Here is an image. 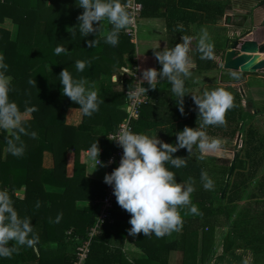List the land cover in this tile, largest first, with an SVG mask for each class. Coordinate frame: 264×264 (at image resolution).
Here are the masks:
<instances>
[{"label":"trees","instance_id":"1","mask_svg":"<svg viewBox=\"0 0 264 264\" xmlns=\"http://www.w3.org/2000/svg\"><path fill=\"white\" fill-rule=\"evenodd\" d=\"M194 0H188L189 5ZM143 15L155 16V6L150 1L144 0ZM264 2V1H263ZM124 5L125 0H121ZM225 0H205L202 11H181L168 26L169 48L177 43H182V37H192L193 27L188 24L198 15L205 26L217 25L227 13L228 7ZM230 10V8H229ZM232 10V8H231ZM83 11L75 4V0H0V53L3 62L7 64L4 73L11 81L9 99L16 103L19 112H31L33 118L22 120L24 133L12 129H0V190L7 191L20 217H28L31 220L33 230L39 237V243L35 249L22 245H15L17 251L10 257H0V264H24L37 262L38 264H74L76 250L82 241L87 238L88 229L95 223L98 206L96 201L104 194V177L96 172L93 178L87 172L91 162L84 163L83 150L86 148L78 137H84L80 128L66 123L67 111L72 107H79L62 94L59 83V73L63 68L70 71L74 78L84 79L90 83L99 81L102 74H124L127 68L125 55H129V61L133 60L135 45L129 37L120 31L119 43L116 46L105 43V35L100 30L85 38L80 35L78 25L75 36L71 35L72 26L78 23L77 17ZM6 18H11L17 24V37L12 38L10 29L3 25ZM201 27V24L199 25ZM112 28V26H111ZM111 30V29H110ZM109 30V31H110ZM38 35H53V42L46 45H37L35 38ZM95 39L94 47H88L86 40ZM231 38L228 36L213 40V56L211 59H201V53L196 51V64L199 71L208 72L218 68L215 58L225 52ZM68 49L57 54V47ZM77 60L88 61L85 69L80 72L75 68ZM126 73V72H125ZM247 72H243V74ZM130 80V79H129ZM131 82V80H130ZM98 98L103 101L96 113L107 117L110 130L115 131L123 121L127 111L120 109V104L127 105L128 96L121 91H97ZM234 107L225 114V123L234 122L235 127L229 131V139L237 137L240 118L243 115L242 100L239 92H235ZM143 111V109L141 110ZM143 114V112H141ZM92 115V117H93ZM141 115V114H140ZM92 117H84V123H91ZM224 125L214 126V131L206 129L207 133H215L223 129ZM210 130V131H209ZM35 133V136H32ZM256 129L248 130L249 137L246 144L249 149L241 157L238 153L233 168L229 165L214 167L208 164V160L199 159L195 152L175 153L185 160L182 168L173 167L176 180L187 181L194 191L191 193V203L179 206L178 210L183 224L180 238L167 243L165 238L150 241L144 234H138L136 243L148 254L146 260L136 261L135 264H165L164 257L172 250L184 252V264H205L215 241V231L218 227H228L233 231L230 220L229 207L242 200L239 192L240 183L236 180L228 181V175L239 177L248 174L254 176L263 161L261 155L264 141H257ZM13 140L17 145L24 147L23 155L14 156L8 150V141ZM84 139V138H83ZM53 153L55 168L49 171L43 165L44 152ZM73 160L70 161V155ZM215 159L214 157H212ZM105 160V171L108 166L109 156ZM68 162L74 166L73 175H67ZM232 168V171H231ZM206 173L208 178L214 174L220 176L219 180L211 179V189L203 187L204 181L201 174ZM102 176V177H101ZM86 179V180H85ZM50 183L63 187L62 192L47 191L45 184ZM197 185H200L199 187ZM26 186L25 197H18L17 189ZM219 192L216 204L215 194ZM222 193V195H221ZM92 201L90 206L79 208L78 201ZM39 205V206H37ZM116 207L121 208L117 201ZM195 206L197 211L190 209ZM59 220L57 221V217ZM113 224H106L102 232L91 243L88 257L84 264H115L110 260L97 261L101 256L96 246L104 243L106 237L112 231L120 233L129 225L130 214L114 209ZM41 222V230L38 231V223ZM245 228H239L238 236L245 238ZM125 233L121 243L124 242ZM227 235L224 241V249L231 246ZM74 242V252L69 256L66 247L69 240ZM44 241L56 244V248L44 245ZM151 244H150V243ZM10 242L9 246H13ZM201 244V248L199 245ZM152 246V248H151ZM103 256L110 255L107 247ZM122 253L121 249H116ZM63 252V254H59ZM199 255V256H198ZM199 258V260H198Z\"/></svg>","mask_w":264,"mask_h":264},{"label":"clouds","instance_id":"2","mask_svg":"<svg viewBox=\"0 0 264 264\" xmlns=\"http://www.w3.org/2000/svg\"><path fill=\"white\" fill-rule=\"evenodd\" d=\"M75 4L83 11L77 17L78 23L70 27L73 29L72 36L76 34L77 25L81 36H94L103 27V22L107 21L112 28L104 38L105 43L116 46L119 43L120 31L132 22L121 0H75ZM182 41L170 50L154 51L161 67L159 70L145 69L142 80L147 82L148 88L137 89L138 92H147L149 88L156 89L158 81L167 79L181 114L184 113V97L188 95L184 81L191 76L192 66L188 55L191 37L184 36ZM85 42L88 47H94L96 44L95 39ZM197 48L201 59L212 58L213 46L206 31L200 36ZM55 51L60 54L68 49L58 46ZM88 63L90 62L77 60L75 68L82 72ZM7 67L3 57H0V129H14L24 133L18 106L9 99L11 81L4 74ZM58 76L62 94L78 105L84 116L90 117L99 110L103 101L98 98L93 84L74 78L66 68H63ZM192 99L200 123L196 127L185 126L177 131L174 143L164 142L158 135L150 136L131 130L118 132L113 139L122 149V155L118 166L105 174L104 182L112 187L118 205L130 214L129 235L142 233L163 237L172 231H179L183 220L178 208L191 203L194 188L191 184L178 183L174 172L165 166L166 163L176 168L185 166L184 158L174 154L180 149L190 154L194 146L201 154L199 159L221 152L222 142L210 138L206 129L208 126L225 124L226 112L234 107L233 95L223 88H215L204 91L200 96L192 95ZM32 136H35V133H32ZM8 145L12 155H23L22 144L17 145L10 139ZM88 153L95 170L98 166H106L100 159L101 149L98 142L91 145ZM201 178L204 181L203 187L211 189L213 181L207 174L202 172ZM190 210L193 213L197 211L195 206ZM10 242H14L11 247ZM38 243L39 237L33 230L30 218L20 217L8 192L0 190V257H10L17 251L15 245L36 250L35 245Z\"/></svg>","mask_w":264,"mask_h":264},{"label":"crops","instance_id":"3","mask_svg":"<svg viewBox=\"0 0 264 264\" xmlns=\"http://www.w3.org/2000/svg\"><path fill=\"white\" fill-rule=\"evenodd\" d=\"M142 2L144 0H141ZM151 2L152 6H155V16H148L143 15V19L140 23V31L138 36V43L135 45V53L133 55V60L129 61V55H125V59L127 60V68L124 74H102L101 79L99 81L93 82L91 84L94 85L96 91L106 90V91H121L125 92L131 87L130 82V72L131 68L135 64H139V67L143 73V71L147 68H156L159 70L161 65L158 63L154 51H164L170 50L169 48V31L168 26L172 21L175 20L176 15L178 12L181 11H188V10H195V11H202L204 9L205 0H194L190 5L188 0H147ZM227 3L228 11H231L235 8L236 1L234 0H225ZM144 4V2H143ZM230 8V10H229ZM145 9V7H144ZM226 13V14H227ZM225 14V15H226ZM254 21H263L264 20V2L259 6L255 7V11L253 13ZM222 17L220 21L223 19ZM203 19L195 17V19L188 22L193 29L194 34L191 39L197 38V32L201 27L205 25L200 22ZM219 21V22H220ZM201 24V27L199 25ZM3 25L10 29L12 32V38L16 39L17 34V24L11 19L6 18L3 22ZM111 24L107 21L103 22V27L100 29L101 34L105 35L111 29ZM122 32V31H121ZM54 36L52 35H38L35 38V42L37 45H46L53 42ZM132 43V42H131ZM197 51V50H196ZM196 51L189 50V58L192 62V66L190 68L191 76L186 78L185 88H186V95L184 97V113L181 114L177 108L176 102L174 99L176 97L171 91V84L167 81V79L158 81L156 85V89L149 88V99L143 105V114L139 116V118L135 121V130L137 133L147 134L150 136L158 135V137L167 143H174L176 140V132L182 130L185 126L189 127H196L199 125L200 120L198 118V113L196 109V105L193 102V96H200L206 90H211L215 88H221V71H220V64L217 59L215 58L216 62H218V68L213 69L212 71L203 72L199 71L196 64ZM0 57H2L0 53ZM264 70V69H263ZM230 72H240V71H232ZM145 85L148 88L147 82L144 81ZM224 86L235 87L232 82H226ZM229 91L232 89L229 88ZM127 95V94H126ZM128 96V95H127ZM127 105L120 104V109L127 111ZM21 119L22 120H30L33 118L31 112H22ZM127 114V113H126ZM84 115L80 107H72L67 111L66 114V123L70 126H74L80 128L84 133V137H78L83 145H85V149L83 150V159L84 163L91 162L90 169L88 168L87 172L90 174V177L94 175L96 172H100L99 176H105L108 173V166L105 171L104 167H97L95 170L94 163L89 158L88 150L91 145L95 142H98V145L101 149V156L100 159L105 163V158L108 156L110 157L112 153L115 151V142L110 138V133L114 132L110 130L109 122H107V117L101 114L96 113L92 117L91 123H84ZM209 129L214 131V126H208ZM118 128V127H117ZM8 133L12 132V129H7ZM210 131V130H209ZM210 138H217L220 135V131L215 133L208 132ZM220 137V136H219ZM84 138V139H83ZM187 152L184 149H180L177 153L184 154ZM193 152L197 155H201L199 150L194 146ZM70 155V161L73 160V154ZM209 156H214L213 154L205 156L204 159H207ZM89 161V162H88ZM203 162V159H201ZM44 167L49 171H53L55 168V161L53 153L49 150L44 152ZM169 163H166V167L170 168ZM182 168V167H179ZM67 175H73L74 173V166L72 162H68L66 168ZM101 176V177H102ZM86 180V179H85ZM178 183L187 184L186 180L182 178L177 180ZM105 186V182H104ZM47 191H55V192H62L64 190L63 187L53 185L50 183L45 184ZM26 186H22L20 189L15 191L18 197L24 198L25 197ZM92 201H78L77 205L79 208L83 206H90L92 205ZM181 208L183 206H180ZM186 207V205H185ZM116 212L122 211L126 213L127 211L116 207ZM128 213V212H127ZM41 222L38 223V231L42 235V239L44 240V236L41 230ZM131 225L129 224L127 228H124L117 233L116 231H112L109 236H107L104 243H99L96 246V250L99 251V256L97 261L103 260H110L113 261L115 264H135L136 261L139 260H146L148 254L144 251L142 247H140L136 241L138 234L136 236L129 235V229ZM220 227L216 228L215 231V241L212 250L207 258L205 264H214L215 260L220 257L221 254L224 253V241L225 237L228 235L225 234L224 238H220L218 235ZM182 229L180 228L179 231H172L169 234H166L163 237H157L155 234H149L146 236L150 241L161 240L165 238L164 242L170 243L180 238ZM126 234L124 237V242L121 243L123 234ZM44 245L49 246L50 248H56V244L52 242H43ZM150 243V242H149ZM151 244V243H150ZM161 244V243H160ZM74 242L70 239L69 244L66 247L65 252L71 255L74 252ZM109 250L110 255L108 257L103 256V252L105 251L104 247H107ZM152 248V246H151ZM201 248V244L199 245ZM221 248V251H220ZM116 249H121L122 253H118ZM228 251V250H227ZM221 252V253H220ZM59 254H63L60 251ZM199 256V255H198ZM199 260V258H198ZM108 262V261H107ZM165 264H184V252L182 250H172L169 255L164 257ZM24 264H38L37 262H30Z\"/></svg>","mask_w":264,"mask_h":264},{"label":"rangeland","instance_id":"4","mask_svg":"<svg viewBox=\"0 0 264 264\" xmlns=\"http://www.w3.org/2000/svg\"><path fill=\"white\" fill-rule=\"evenodd\" d=\"M234 1H236L235 8L228 11L217 25L204 26L199 29L197 38L191 39L189 50L194 52L197 50L199 38L204 31L207 32L211 44L214 39L226 36L231 39L254 38L258 42L264 40V20L262 22L254 21L253 17L255 7L262 4L264 0ZM228 15H231V23H227ZM225 53L226 50L217 57L221 66L219 68L222 83L220 87L227 91L231 88L232 90L229 92L233 98L235 92L240 93L243 97V115L240 118L239 131L235 139L230 140L228 135L229 131L235 127L234 122L225 123L220 131V137L217 136L216 139L222 142L221 152L206 159L208 164L214 167L232 166L238 153L241 157L245 155L246 150L249 149L246 140L249 137L248 130L250 128H255L257 131L255 140L264 141V70L246 74L241 71L230 72L223 68ZM226 82H232L235 87L224 86L227 84ZM261 155L263 161L254 176L248 174V169L245 170L244 175L237 178H231V175H228V181L236 180L240 183L239 192L242 200L229 207L230 220L233 225L231 234L228 227H220L218 230L220 238H224L225 234L232 236L229 238L231 246L228 251L224 250V253L215 260L214 264H264V148H262ZM219 178L218 174L210 177V179L216 180ZM218 195L219 192L215 194L214 202L216 204L221 203ZM239 228H245V238L238 236Z\"/></svg>","mask_w":264,"mask_h":264},{"label":"built area","instance_id":"5","mask_svg":"<svg viewBox=\"0 0 264 264\" xmlns=\"http://www.w3.org/2000/svg\"><path fill=\"white\" fill-rule=\"evenodd\" d=\"M126 10L128 11L132 22L121 31L127 35L130 41L137 45L139 26L142 21L144 4L141 0H125ZM131 87L126 90L129 102L127 106V114L123 121L119 124L118 128L110 133V138L113 140L116 133L123 130H135V121L139 118L143 105L149 99V89L147 92H138L137 89H147L144 81L142 80V71L139 64H135L131 68L130 72ZM122 155V149L115 143V151L109 157L108 160V173H110L115 167L118 166L120 157ZM116 198L113 195V189L111 186L105 183V189L103 196L96 201L98 206V214L95 223L88 229L87 238L82 241L81 245L76 250V260L74 264H84L89 251L92 240L98 236L106 224H113L115 218L113 217V211L115 209Z\"/></svg>","mask_w":264,"mask_h":264},{"label":"water","instance_id":"6","mask_svg":"<svg viewBox=\"0 0 264 264\" xmlns=\"http://www.w3.org/2000/svg\"><path fill=\"white\" fill-rule=\"evenodd\" d=\"M227 23H231V15L227 16ZM223 68L241 72L263 70L264 40L258 42L254 38L231 39L226 48ZM233 166L234 163L231 167Z\"/></svg>","mask_w":264,"mask_h":264},{"label":"flooded vegetation","instance_id":"7","mask_svg":"<svg viewBox=\"0 0 264 264\" xmlns=\"http://www.w3.org/2000/svg\"><path fill=\"white\" fill-rule=\"evenodd\" d=\"M249 33H250V32H249ZM249 33H248V34H249Z\"/></svg>","mask_w":264,"mask_h":264}]
</instances>
